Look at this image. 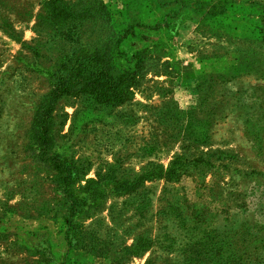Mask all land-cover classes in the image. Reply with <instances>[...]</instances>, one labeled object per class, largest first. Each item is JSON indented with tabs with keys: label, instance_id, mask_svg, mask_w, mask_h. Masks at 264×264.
I'll list each match as a JSON object with an SVG mask.
<instances>
[{
	"label": "rangeland",
	"instance_id": "rangeland-1",
	"mask_svg": "<svg viewBox=\"0 0 264 264\" xmlns=\"http://www.w3.org/2000/svg\"><path fill=\"white\" fill-rule=\"evenodd\" d=\"M45 1L0 0V264H264V0H101L88 41L132 30L119 61L151 70L118 105L56 103L73 216L31 135L59 51Z\"/></svg>",
	"mask_w": 264,
	"mask_h": 264
},
{
	"label": "trees",
	"instance_id": "trees-1",
	"mask_svg": "<svg viewBox=\"0 0 264 264\" xmlns=\"http://www.w3.org/2000/svg\"><path fill=\"white\" fill-rule=\"evenodd\" d=\"M46 15L41 16L38 24H44L58 38V57L51 74L52 85L47 97L35 110L31 135L37 146L35 157L39 161L51 160L55 169L64 180V193L70 200V216L78 213L77 199L70 185L72 172L60 161L47 157L52 139V112L58 100L63 96L91 94L98 103L118 105L129 100L133 90L140 84L141 78L150 71V56L144 49L134 50L130 56L119 61L123 54L119 45L129 32L128 29L118 37L103 41H88L85 35L97 21L108 22L110 12L101 0H46ZM155 72V70H153ZM64 174V175H62ZM131 185L114 187L117 192L129 191ZM90 197H96L90 191Z\"/></svg>",
	"mask_w": 264,
	"mask_h": 264
}]
</instances>
